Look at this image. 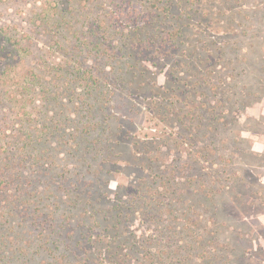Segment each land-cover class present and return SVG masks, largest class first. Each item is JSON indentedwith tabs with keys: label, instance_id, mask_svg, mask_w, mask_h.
Listing matches in <instances>:
<instances>
[{
	"label": "rangeland",
	"instance_id": "obj_1",
	"mask_svg": "<svg viewBox=\"0 0 264 264\" xmlns=\"http://www.w3.org/2000/svg\"><path fill=\"white\" fill-rule=\"evenodd\" d=\"M125 1L72 0L73 30L87 33L103 10L118 18L105 42L120 44L118 20L131 28L139 12L131 9L153 2L133 0L119 12L114 5ZM43 3L0 0V26L28 38L33 58L63 66L75 50L57 48L36 27L32 16ZM164 4L166 26L181 30L174 47L160 37L159 51L137 48L133 70L126 50L85 53L84 68L100 71L104 103L84 98L79 80L76 103L63 105L72 102L64 96L42 108L55 119L65 109L71 123L60 132L70 140L50 137L37 172L23 171L34 177V205L5 229L14 264H264V0ZM164 28L147 26L140 38ZM60 34L67 45L71 33ZM30 59L14 61L16 70Z\"/></svg>",
	"mask_w": 264,
	"mask_h": 264
},
{
	"label": "trees",
	"instance_id": "obj_2",
	"mask_svg": "<svg viewBox=\"0 0 264 264\" xmlns=\"http://www.w3.org/2000/svg\"><path fill=\"white\" fill-rule=\"evenodd\" d=\"M44 2L38 10L34 11L32 20L36 21V27L44 35H49L50 41L57 48L63 49L71 46V49L75 50V58L71 56L69 63L63 66L50 65L42 58L35 59L32 57V42L28 38L24 35L9 33L0 26V113L1 110L6 112L3 114L4 118L1 120L0 128V264H14L8 255L10 252L15 251L9 246L5 232L11 217H15L16 212L21 215L28 212L31 205H34V202H32L33 197L31 196V198L29 194V185H33L32 180H34V177L24 174V169L35 167L34 171L37 172L42 159L49 152L47 149L50 147L47 148L45 142L50 137L60 139V145H64L70 140L65 133L60 132L61 126L66 127L69 122L71 123L70 116L64 114L65 109L61 107L59 109L60 114L55 119L54 116H48L52 113L51 110H48L45 116L46 111L42 108L47 109L46 105L51 102L59 104L60 99L64 96L71 97L72 102L69 101L63 105L68 106L70 103H76L77 90H75L73 82L79 80L84 82L86 92L84 98L93 97L95 101L104 103L103 97L98 98L102 92L101 87L98 86L101 84L102 78L99 75L100 71H95L94 68L92 70L84 68L87 57L83 55L85 53L91 54L92 51L96 54L104 51L102 53L107 58H111V54L126 50L128 53L126 63L128 68L133 70L136 68L137 62H133L132 56L136 53L140 54L141 50L149 49L150 45H154V48L159 51L160 49L155 45L158 43L156 40L160 37V42L174 47L178 38L181 37L180 27L176 26V23L170 22L166 26V22H169L166 17L169 18L170 6L166 4L163 7L159 6L161 0H153L150 5L137 4V7L131 9V13L139 11L136 14L138 19H135L132 24V26L135 24L134 28L132 26L128 28L121 20H118L120 21L118 26L120 44L105 42V40H108L107 37L110 35L111 29L118 25L116 16H108L106 12L99 10V14H95L91 20L94 28L88 30L85 34L78 35L73 30L75 29L73 25H71L74 12L72 0H44ZM132 2L133 0H126L114 6L120 12L122 6L126 3L132 4ZM128 16L125 15V19ZM157 23L164 25L166 31L163 29L160 35L158 33L154 34L150 37L153 40L140 38L144 28L155 26ZM62 29H66L71 33L67 45L64 43L67 36L60 34ZM138 30L141 31L138 32ZM71 38H74L73 43ZM114 41L118 43V40L115 39ZM137 48L138 50L134 54ZM29 56H31V66L22 71L16 70L14 61ZM81 56H83L82 59ZM136 61L138 60L136 59ZM12 80L17 81V90H12L10 85ZM52 83H55L59 90H53ZM37 88H39L38 94L39 92L41 94L38 97L36 96ZM16 95H19L18 97L23 100H18ZM28 104H31L32 109H30L32 111L26 109ZM60 105L62 106V104ZM78 110L87 112L89 109L79 108ZM88 113H81V116L85 117ZM98 126V124H94L91 129H97ZM90 131V129H87L85 132ZM185 230L193 231L191 227L188 228L187 226ZM213 234V232L209 233L210 240L208 243L210 246L216 240ZM203 237L199 239L205 241V235ZM189 243L190 240L187 242L188 247H192ZM172 259L177 260H174L171 264H178L186 258ZM156 263L158 262H153V264ZM23 264L29 263L23 262ZM160 264L170 263H166L165 260L161 259Z\"/></svg>",
	"mask_w": 264,
	"mask_h": 264
}]
</instances>
